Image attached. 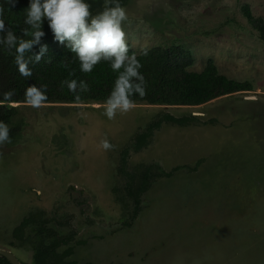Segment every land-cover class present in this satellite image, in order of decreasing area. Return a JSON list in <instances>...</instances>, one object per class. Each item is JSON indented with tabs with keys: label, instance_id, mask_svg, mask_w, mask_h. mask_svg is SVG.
I'll return each mask as SVG.
<instances>
[{
	"label": "rangeland",
	"instance_id": "rangeland-1",
	"mask_svg": "<svg viewBox=\"0 0 264 264\" xmlns=\"http://www.w3.org/2000/svg\"><path fill=\"white\" fill-rule=\"evenodd\" d=\"M243 3L264 21V0L120 1L136 53L180 44L194 58L187 68L211 57L252 89L197 105L134 100L111 120L104 100L8 101L17 114L11 142L0 144V247L30 264L42 225L44 242L60 241L56 250L69 247L65 259L77 263L264 264V43ZM167 112L193 116L148 131ZM146 170L136 210L132 193ZM24 216L31 221L15 237Z\"/></svg>",
	"mask_w": 264,
	"mask_h": 264
},
{
	"label": "trees",
	"instance_id": "trees-1",
	"mask_svg": "<svg viewBox=\"0 0 264 264\" xmlns=\"http://www.w3.org/2000/svg\"><path fill=\"white\" fill-rule=\"evenodd\" d=\"M122 0H118L120 3ZM91 5L92 14L103 10V0H85ZM29 5V0H14L9 4V0H0V8H3V19L6 28L11 29L17 37H22L25 28H30L25 24V9ZM114 6V5H113ZM241 11L246 19L257 29L259 37L264 43V21L261 16H255L251 7L247 3L241 5ZM42 31L45 35L41 38L40 45H46L47 50L38 62L30 60L40 51V45H36L30 53L25 56L29 60L28 68L31 76H22L18 66L14 62V55L9 54L5 46L0 44V76L6 75L7 81L0 94V121L5 124L10 123L12 117L17 114V106L11 105L9 100H24L25 91L29 85H36L38 88L46 86V101H79V100H106L113 87L116 73L111 70L110 64L106 61L98 63L90 73L80 70V62L75 53L64 44L58 42L45 18L42 24ZM5 33H0V37ZM29 39L30 37H23ZM129 46V55L135 53L137 59L142 64L141 74L146 81V95L140 97L138 94L132 97L133 100H145L149 103H165L173 105H197L209 101L221 95L235 91L252 89L253 85L249 80H239L219 71L214 60L209 57L205 65L200 70L187 68L194 60L192 52L180 44H171L167 47L154 45L139 52H135ZM146 52V54H144ZM74 71L73 76L69 72ZM85 81L89 86L86 92L79 88L74 93L67 85H62L64 80ZM12 92L9 99H5L4 94ZM79 97V99H77ZM193 115L175 116L171 113L162 114L155 120L148 131L153 127H158L162 120L174 123L186 124ZM147 131H143L136 137L134 148H140L145 143ZM142 178L137 187L133 190V199L136 210L140 202V193L146 189L147 170L142 173ZM135 210V211H136ZM30 217V216H29ZM24 216L20 223L12 231L13 235H20L31 220ZM45 230V232L43 231ZM35 235L37 241L32 243L33 255L30 264H90L89 262L77 263L74 260H66L65 254L70 253V248L58 252L56 250L60 241L52 240L46 243L47 228L38 226ZM22 239L29 241V235L22 236ZM0 264H12L5 256L0 255Z\"/></svg>",
	"mask_w": 264,
	"mask_h": 264
},
{
	"label": "clouds",
	"instance_id": "clouds-1",
	"mask_svg": "<svg viewBox=\"0 0 264 264\" xmlns=\"http://www.w3.org/2000/svg\"><path fill=\"white\" fill-rule=\"evenodd\" d=\"M9 4L14 6V0H9ZM90 9L91 5L85 0H29L25 9V24L30 28L23 30L22 37H17L11 29L6 28L4 20L0 19V33H5L0 37V44L5 46L9 54L14 55V62L20 74L31 76V70L28 68L30 61L26 60L25 56L36 45H40L41 38L45 35L42 24L46 18L55 39L61 44L67 41V46L80 62L82 72L90 73L98 63L106 61L117 74L110 94L103 104V114L111 120L117 113L126 114L135 108L132 97L136 94L140 97L146 95V81L140 72L142 64L136 54L129 55L123 28L124 22L128 20L126 9L118 0H104L103 10L96 15H93ZM2 15L3 8H0V16ZM46 50V45H40L39 53L31 56L30 60L38 62ZM74 74V71L69 72V76ZM62 85H67L74 93L78 88L83 92L89 90L85 81L66 79L62 81ZM45 93L46 86L38 88L34 84L29 85L25 91L26 103L35 108L41 107L47 100ZM12 95V92L4 94L5 99ZM9 131L8 125L0 121V144L11 142ZM100 146L104 150L113 147L107 138L100 141Z\"/></svg>",
	"mask_w": 264,
	"mask_h": 264
},
{
	"label": "water",
	"instance_id": "water-1",
	"mask_svg": "<svg viewBox=\"0 0 264 264\" xmlns=\"http://www.w3.org/2000/svg\"><path fill=\"white\" fill-rule=\"evenodd\" d=\"M250 97V96H248ZM199 111H193V114H200ZM0 255L5 256L12 264H21L19 258L10 249L5 247H0Z\"/></svg>",
	"mask_w": 264,
	"mask_h": 264
},
{
	"label": "flooded vegetation",
	"instance_id": "flooded-vegetation-1",
	"mask_svg": "<svg viewBox=\"0 0 264 264\" xmlns=\"http://www.w3.org/2000/svg\"><path fill=\"white\" fill-rule=\"evenodd\" d=\"M23 218V217H22ZM22 220V219H21ZM15 227V226H14ZM20 241V240H19ZM9 249V248H8ZM11 250V249H10ZM12 251V250H11ZM13 252V251H12ZM16 255V254H15ZM64 258H65V256H64ZM66 260H68V259H66ZM22 264V263H21Z\"/></svg>",
	"mask_w": 264,
	"mask_h": 264
}]
</instances>
